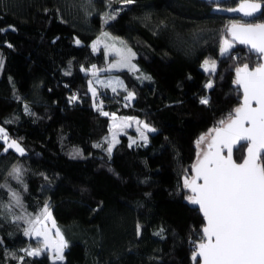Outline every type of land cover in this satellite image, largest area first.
<instances>
[{
	"label": "trees",
	"instance_id": "1",
	"mask_svg": "<svg viewBox=\"0 0 264 264\" xmlns=\"http://www.w3.org/2000/svg\"><path fill=\"white\" fill-rule=\"evenodd\" d=\"M236 1L136 0L124 5L112 0L109 8L108 0H0V29H7L0 32V123L25 150L24 156L14 150L4 153L0 142V185H5L0 202H10L11 188L33 216L48 203L68 244L63 261L49 250L39 257L24 256L23 264L198 260L192 251L203 214L187 201L191 192L184 180L192 172L197 138L239 103L234 67L259 59L238 42L231 56L220 54L223 41L232 40L229 23L264 19L259 13L249 18L214 9L215 3ZM121 8L115 20L104 23L105 12ZM103 27L131 44L145 76L151 77L111 70L135 93L131 100L124 99L119 86L115 94L93 84L108 116L97 110L88 87L92 66L100 67L105 58L90 43ZM203 59H215V70H205ZM73 95L78 100L69 102ZM205 98L208 103H201ZM25 104L35 115L25 112ZM128 113L152 123L156 132L148 133L146 145L141 139L132 143L127 132H120L109 157L104 148L110 117ZM6 120L12 122L4 124ZM243 150L234 148L236 159ZM17 164L26 170L27 191L8 175ZM13 214L25 215L17 207H0V264H21V249L36 244V237L23 235L28 225L13 222Z\"/></svg>",
	"mask_w": 264,
	"mask_h": 264
},
{
	"label": "snow or ice",
	"instance_id": "2",
	"mask_svg": "<svg viewBox=\"0 0 264 264\" xmlns=\"http://www.w3.org/2000/svg\"><path fill=\"white\" fill-rule=\"evenodd\" d=\"M92 0H88L91 4ZM112 0H108V7L111 8ZM216 2V0H213ZM124 5H132L136 0H122ZM262 5L256 0H242L239 8L224 9L229 12H242L245 17L255 18L257 14L264 17L261 11ZM124 9L114 10L104 13V23L109 20H115L120 11ZM7 29H0V32ZM11 30H15L12 28ZM232 40L225 39L220 47V54L231 56L234 42L242 45H248L250 51L258 53L264 57V22H256V19L248 21H233L228 28ZM103 35L107 36V33ZM77 45L81 42L79 39L75 41ZM122 47L116 49L118 59L115 63L109 65L105 71L112 69H127L130 72H139L137 65L132 63L135 52L127 47L125 42L120 41ZM11 47V45H9ZM107 47V46H106ZM95 50V44L93 45ZM208 60L204 61L205 70L208 66ZM3 67V61L0 59V69ZM83 71V68L81 69ZM215 70V61L212 63V71ZM92 75L96 76V66H92ZM70 74L69 71L65 75ZM235 83L242 89V103L236 107L233 113H229L227 120L219 121L222 127H217L212 131L215 135L208 144L207 152L203 159L198 160L194 166L195 176L191 180L185 178L184 187L190 189L191 195L186 197L192 205L198 206V210L203 213L206 218V226L202 228V232L198 241L193 243L196 245L192 255L194 261L197 257L200 261L197 264H264V63H261L249 70V65L244 64L243 68L236 69ZM137 79H151L149 76H137ZM105 89H111L112 93L117 92V86L123 88L126 92L125 100L135 98V93L129 91L119 78L110 80L97 81ZM93 82L89 81L91 85ZM206 87L211 88L212 83H208ZM90 92L94 99V103L98 111L108 116L109 113L102 111L103 99L97 100V90L90 87ZM78 100L76 95L69 98V102ZM255 102V107H253ZM201 103L207 104L208 99H202ZM24 110L29 115H35L31 109L25 104ZM6 120L3 123H11ZM140 123V122H138ZM247 125V126H246ZM143 129L139 128L140 139L146 145L148 136L146 132L154 133L156 129L147 123H143ZM205 140L202 135L197 140V146ZM0 142H2V151L7 153L14 150L20 156L25 155V150L21 147L16 139H10L9 133L4 127H0ZM107 147L104 150L111 157L113 147L116 140L115 134L112 139L105 138ZM243 142V143H242ZM136 143V141H132ZM132 144L129 145L131 147ZM95 147H103L101 144ZM246 148V156L242 162L237 163L233 159V148ZM223 149L227 150V154H222ZM82 155V153L77 152ZM25 169L22 165H13L8 173L13 179L22 185L24 191H27V184L24 181ZM47 179V177H46ZM202 181V183H198ZM5 187V185H0ZM11 200L8 204H2L9 211L13 207L20 208L25 215H12V221L24 220L28 225L23 231L24 236H33L37 238V247L21 249L24 253L18 259L23 264L24 256L39 257L47 254L52 250L55 259L64 260V249L68 247L66 240L61 234L59 228H56L55 220L52 219L50 205L45 203L41 210L35 216L27 213L23 204L20 193L11 190ZM51 221L53 229H55L56 240L49 235V229L45 226V222ZM138 234L140 226L138 225ZM164 229L155 233L161 235Z\"/></svg>",
	"mask_w": 264,
	"mask_h": 264
},
{
	"label": "rangeland",
	"instance_id": "3",
	"mask_svg": "<svg viewBox=\"0 0 264 264\" xmlns=\"http://www.w3.org/2000/svg\"><path fill=\"white\" fill-rule=\"evenodd\" d=\"M104 33H107L108 35L105 36V35H103ZM228 40H231V39H228ZM120 41L125 42L126 46L130 47L132 49V51L135 52L133 47L131 46V44L129 42H127L126 40L124 41L121 36H119L116 33L109 32L104 27L101 29V31H99L98 34H96L92 38V40L90 41L92 49H93V45L95 44V49H102L103 53H105L104 61L102 62L100 67H96L97 70L108 69L110 64L116 62V60L118 59V56L116 54V49L122 47ZM135 54H136V52H135ZM205 60H208V62H209L207 68H212V63H213V61H215V59H212V60L203 59L202 60V66L203 67H205L204 66ZM132 63L136 64L137 68L139 69L138 73L132 72L133 74L140 75V76H145L147 74L142 69L140 63H138V61L136 59V55L133 58ZM114 78H119L124 83V78L118 72H111V71L110 72H106V71L98 72L97 71L96 76H93L92 74L89 76L88 87H93L95 84H98V82H96V81L110 80V79H114ZM89 81H92L93 83L90 85ZM94 82H96V83H94ZM129 91H131V90H129ZM138 122H140V123H138ZM143 123H147L150 126L154 127V125L152 123H149L145 119H143L142 117L131 114V113H128L126 115L117 114V116L112 115L110 117V126H109L110 130H109L108 139L111 140L113 134H115V137L117 139L120 132H127L129 134V139H131V141L140 140V133L137 131V129L139 128L140 130H144L143 129ZM0 127H4V126L0 123ZM213 127H209L208 129H206L205 132L201 133L200 136L197 138V140H198L202 135L205 136V140L198 147V152H200L205 147L206 139L208 140V136H209L208 134L212 131ZM148 133L149 132L145 131L146 135H148ZM10 139H16L18 141V143H20L21 147L24 148L23 144H21V142L17 138L10 137ZM45 226L47 227V229H49L50 237L53 240H56L57 237L55 235V229H53L51 221L45 222ZM56 228H57V226H56ZM33 236L35 237V235H33ZM29 247L35 248V247H37V243L31 244ZM52 254H53V257H55L54 252H52Z\"/></svg>",
	"mask_w": 264,
	"mask_h": 264
},
{
	"label": "water",
	"instance_id": "4",
	"mask_svg": "<svg viewBox=\"0 0 264 264\" xmlns=\"http://www.w3.org/2000/svg\"><path fill=\"white\" fill-rule=\"evenodd\" d=\"M217 1V0H216ZM242 2V0H237L235 3H233V4H231L230 6H224V5H219L218 3H215L214 4V9H216V10H221V11H225V12H227V13H236V14H239V15H243V13L242 12H229V11H226V10H224V9H227V8H239V6H240V3ZM256 2H259V3H261V5H263V1H261V0H256ZM244 16V15H243ZM234 21H238V20H234ZM243 21H248V20H242V22ZM233 22V21H232ZM231 22V23H232ZM256 22H264V19H260V20H256ZM231 23H229L228 24V26L230 27V25H231ZM229 36L231 37V34L229 33ZM247 47H249L248 45H246ZM252 52H254V51H252ZM255 53V52H254ZM257 55H258V57H259V59H258V61H256L254 64H248V63H241V64H239V65H237V66H235L234 67V69H235V80H236V78H237V76H236V69L237 68H243V65L244 64H248L249 65V70H251V69H253L254 67H256L257 65H259V64H261V63H264V57H261L258 53H256ZM240 90H241V95H240V99H239V103L238 104H236V106L233 108V110L231 111V113H233V111H234V109L236 108V107H238V106H240V104L242 103V99H243V97H242V89L240 88ZM256 105H255V102H253V107H255ZM227 117H228V115L225 117V119H223V120H227ZM247 126V125H246ZM217 127H222L219 123L218 124H216L214 127H213V129H215V128H217ZM212 129V130H213ZM209 136H208V140H206V142H205V147L200 151V152H198L196 155H195V159L193 160V162L191 163V168H192V172H191V174H190V176L187 178V179H189V180H191L192 179V177H194L195 176V169H194V166L197 164V162H198V160H200V159H203V156H204V154H205V152H207V150H208V148H207V146H208V144L211 142V139H212V137L215 135V133L213 132V131H211L209 134H208ZM234 148H236V147H234ZM234 148H233V151H234ZM222 154H224V155H226L227 154V150L226 149H223V151H222ZM246 154H247V152H246V148H244V150H243V154H242V157L241 158H239V159H236L235 158V155H233V159L234 160H236V162L237 163H240V162H242V160H243V158L246 156ZM198 183H202V181H198ZM190 190V189H189ZM191 192V191H190ZM202 213V212H201ZM203 214V213H202ZM206 223H207V221H206V218L203 216V224H202V226H201V232H202V228L204 227V226H206ZM195 247H196V245H195ZM195 247H194V249H193V251H192V254H193V252H194V250H195ZM198 258V260L197 261H200V258L199 257H197ZM197 261L196 262H194L193 264H197Z\"/></svg>",
	"mask_w": 264,
	"mask_h": 264
},
{
	"label": "built area",
	"instance_id": "5",
	"mask_svg": "<svg viewBox=\"0 0 264 264\" xmlns=\"http://www.w3.org/2000/svg\"><path fill=\"white\" fill-rule=\"evenodd\" d=\"M98 92V91H97ZM99 99H102V97L99 96Z\"/></svg>",
	"mask_w": 264,
	"mask_h": 264
},
{
	"label": "flooded vegetation",
	"instance_id": "6",
	"mask_svg": "<svg viewBox=\"0 0 264 264\" xmlns=\"http://www.w3.org/2000/svg\"><path fill=\"white\" fill-rule=\"evenodd\" d=\"M225 119V118H224ZM213 129V128H212Z\"/></svg>",
	"mask_w": 264,
	"mask_h": 264
}]
</instances>
